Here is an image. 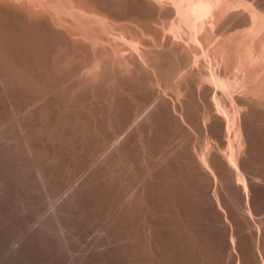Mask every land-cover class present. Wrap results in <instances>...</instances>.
<instances>
[{"label":"bare ground","instance_id":"1","mask_svg":"<svg viewBox=\"0 0 264 264\" xmlns=\"http://www.w3.org/2000/svg\"><path fill=\"white\" fill-rule=\"evenodd\" d=\"M0 144L46 196L86 174L39 263L264 264V0H0Z\"/></svg>","mask_w":264,"mask_h":264},{"label":"rangeland","instance_id":"2","mask_svg":"<svg viewBox=\"0 0 264 264\" xmlns=\"http://www.w3.org/2000/svg\"><path fill=\"white\" fill-rule=\"evenodd\" d=\"M1 145V144H0ZM3 145V144H2ZM0 146V153H2L3 154V152H4V150L7 148V145H3V146ZM1 147H3V151H2V148ZM0 159H1V161H0V164L1 163H3V164H1L0 165V177L2 178V177H4V179L2 178V180H4V181H6V184H8V185H6V187L5 188H8V189H5V193L3 192L2 193V195H0L1 196V199H0V219H1V223H0V226H1V228H0V240H1V242H2V244L3 245H6V246H3L2 244H1V242H0V264H42V262L41 263H39L40 261H43L42 260V253L41 252H43V251H41V250H43L42 249V247L40 248V246H41V243H43L42 241L44 240L43 239V236L41 237V235L39 234V232L36 230V228L38 227V226H40L41 227V225L43 224V222H45V220L46 219H49L50 218V216H51V211L52 212H54V207H57L58 205H60L61 203H62V200L63 199H65V198H67V196H69V194H70V191H68V190H66L67 188H70L71 186V182H70V180L73 182L72 184L73 185H78L76 182H81L84 178H85V176H86V174L84 175V174H82L81 173V176L79 175V173H78V175L79 176H77V177H75L76 176V174L75 173H72V177H71V175L69 176L68 175V178L66 177V181L67 180H69V182L67 181V182H65V179H64V183H62L63 182V180L60 182V186H61V188H62V185L63 184H66V186L64 185L63 187V189H61V191L62 192H60V190H57V191H55L56 192V196L57 197H59V195H60V193H61V195H60V197L59 198H56V196H55V192H53L50 196H46V193L45 192H43L44 190L42 189L41 190V187H40V185L37 183V180L36 179H27L26 181H28L29 182V180H30V182L29 183H31V185H32V183L34 182H36V185L39 187H37L35 184V187H33V186H31L29 183H27L26 181V184H25V182L23 183V182H21V180L17 177V175L15 176L14 175V170L13 169H10L11 167L10 166H8L6 163H4V157L2 158V155L0 154ZM5 164H6V166H5ZM3 165V166H2ZM7 167V168H6ZM5 168V170H3ZM2 170V171H1ZM8 170V171H7ZM10 171H11V174L13 173V176H11V174H9L10 173ZM2 172H3V174H2ZM6 172V173H5ZM8 174V175H7ZM73 175H74V177H73ZM83 175V176H82ZM14 177V178H13ZM69 177H71V178H73V180L72 179H70ZM80 177V178H79ZM0 178V179H1ZM7 178V179H6ZM10 178H11V181H9L10 180ZM18 178V179H17ZM74 178H75V180H74ZM81 178H83V179H81ZM6 179V180H5ZM16 179V181H14ZM1 180V181H2ZM19 180V181H18ZM35 180V181H34ZM76 180H78V181H76ZM1 181H0V184H1ZM8 181V182H7ZM18 181V183L16 184V182ZM22 181H24V180H22ZM32 181V182H31ZM76 181V182H75ZM12 182V183H11ZM22 183L21 185H20V183ZM69 183V184H68ZM11 184V185H10ZM12 184H14V185H12ZM29 184V185H28ZM16 185H18V187L16 186ZM27 185H28V188H30V187H33V192H32V189H28L27 188ZM70 187H69V186ZM8 186V187H7ZM13 186H14V188H13ZM16 186V187H15ZM20 187V188H19ZM23 187H24V189H23ZM72 187H74V186H72ZM35 188V189H34ZM12 189V190H11ZM19 189V190H18ZM37 189V190H36ZM22 190H23V192H22ZM29 190H30V192H29ZM7 191H8V193H7ZM13 191V192H12ZM17 191V192H16ZM36 191V192H35ZM64 191H65V194H64ZM66 191H68L67 193H66ZM10 192H12V193H10ZM15 192H16V194H15ZM26 192V193H25ZM28 192V193H27ZM42 192V193H41ZM58 192H59V194H58ZM20 194V196H22L21 198L19 197V194ZM24 193V194H23ZM30 193V194H29ZM18 194V195H17ZM27 194V195H26ZM30 196H29V195ZM45 194V195H44ZM5 195H6V197H5ZM11 195H14L13 197L11 196ZM18 197H17V196ZM35 195V196H34ZM45 197H47V198H49L48 200H47V198H45ZM54 195V196H53ZM65 195V196H64ZM28 196V197H27ZM38 196V197H37ZM61 196H62V200L60 199L61 198ZM5 197V198H4ZM14 199H12V198ZM32 197V198H31ZM24 198V199H23ZM26 198V199H25ZM51 198H53L54 200H55V203H54V200L52 199V200H50ZM19 199V200H18ZM23 201H22V200ZM33 201L34 199V201L32 202L31 200ZM57 199V200H56ZM5 200V201H4ZM17 200V201H16ZM26 200V201H25ZM30 201L29 203H28V201ZM39 200H41V201H39ZM45 200V201H44ZM47 200V201H46ZM4 201V202H3ZM16 201V202H15ZM39 201V202H38ZM51 201V202H50ZM53 201V202H52ZM12 202V203H11ZM38 202V203H37ZM40 202H42V203H40ZM2 203H3V207H2ZM11 203V204H10ZM18 203H21V204H18ZM22 203H24L25 204V206H24V204H22ZM34 203V204H33ZM57 203V204H56ZM13 204H14V206H13ZM17 204V205H16ZM28 204V205H27ZM29 204H31V205H29ZM38 204H39V206H38ZM42 204H43V206H42ZM49 205V206H48ZM51 205V206H50ZM54 205V206H53ZM12 206V207H11ZM21 206V207H20ZM25 208H24V207ZM28 206V207H27ZM34 206V207H33ZM53 206V207H52ZM30 207H32V208H30ZM43 207H45V208H43ZM50 209H49V208ZM52 207V208H51ZM8 208V209H7ZM11 208H13V209H11ZM38 208V210H36ZM1 209H2V212H1ZM45 209V210H44ZM52 209V210H51ZM16 210H17V213H16ZM20 210V211H19ZM34 211V212H32V211ZM44 210V211H43ZM7 211H9V212H7ZM22 211V212H21ZM38 211V212H37ZM46 211H48V212H46ZM14 212V214H16V217H15V215H13L12 213ZM36 212H37V215H35L36 214ZM45 212L46 213V216H45V213L43 214V213ZM4 213V214H3ZM8 214V215H6V214ZM20 213V214H19ZM26 213H28V214H26ZM33 213H34V215H33ZM40 213V215H38ZM51 213V214H50ZM13 215V216H12ZM20 215V216H19ZM43 215H44V217H43ZM7 216V217H6ZM19 216V217H18ZM23 216V217H22ZM40 219H42V217H43V219L40 221L39 220V218ZM41 216V217H40ZM11 217V218H10ZM15 217V218H14ZM18 217V218H17ZM35 217V218H34ZM25 218V219H24ZM33 218V219H32ZM13 219V220H12ZM27 219V221H25ZM36 219V220H35ZM99 220H97V219H95L96 221H97V223L95 222V220H93V221H90L89 223H87L86 222V224H88V225H86L85 223H84V225H83V229L81 228V226H82V223H80V225L78 224V226H76L77 228L79 227V229H78V231H76L77 229H74V227H70V229L71 230H73V231H70L69 229H68V232H67V236L71 239V241L73 242V240L75 239L76 241H74L73 243H75L74 245L76 246L75 248H78L77 250L79 251V249H80V251H84V252H86L87 250H89V249H94V247L95 246H97L99 243V241H100V238H104V236H105V233H104V231H103V233L104 234H102V231H99V230H103V228L105 227L106 228V224H105V222H103V221H105L103 218H98ZM12 220V221H11ZM28 220L31 222H28ZM34 220V221H33ZM38 221H40V223L38 222ZM24 222H26V223H24ZM91 222H95L94 224L92 223L91 224ZM100 222L102 223V224H100ZM6 223V224H5ZM14 224V226H13V224ZM30 223V224H29ZM34 223V224H33ZM8 224V225H7ZM11 224V225H10ZM19 224V225H18ZM23 224V225H22ZM28 225V227L26 226V225ZM32 224V225H31ZM93 226V227H90L91 225ZM3 225H4V227H3ZM5 225H7V227L5 226ZM36 225V226H35ZM38 225V226H37ZM90 225V226H89ZM97 225V226H96ZM13 226V227H12ZM21 226V229L20 228H18V227H20ZM102 226V227H101ZM104 226V227H103ZM15 227V228H14ZM29 227H32V228H29ZM34 227H36V228H34ZM75 227V228H76ZM96 227H101V229H98L97 228V230H96ZM2 228H4V229H2ZM18 228V229H17ZM26 228V229H25ZM28 228V229H27ZM39 228V227H38ZM91 228V229H90ZM104 228V229H105ZM32 229H34V230H32ZM88 229H90V230H88ZM6 230H7V232H6ZM18 230V231H17ZM75 230V231H74ZM82 230H84V231H82ZM87 230V231H86ZM92 230H93V232H92ZM27 231V232H26ZM31 231V232H30ZM34 231H37V233L36 232H34ZM97 231V232H96ZM98 231H99V233H98ZM18 232H21V233H18ZM30 232V233H29ZM83 232V233H82ZM86 232V233H85ZM14 233H16L15 235H13ZM23 233H24V235H23ZM37 235V237H36V235ZM72 233V234H71ZM78 233V234H77ZM94 233V234H93ZM6 234H8V236L6 235ZM10 234V235H9ZM70 234L72 235V236H70ZM81 234V235H80ZM99 234L100 235H102V237L101 236H99ZM3 235H4V237H3ZM14 237H13V236ZM20 235H21V237L22 238H24V239H22L21 240V237H20ZM85 235V236H84ZM96 235H97V237H96ZM79 236H82V238L81 237H79ZM11 237V238H10ZM15 237H16V239H15ZM18 237V238H17ZM31 237V238H30ZM74 238V239H72V238ZM94 237V238H93ZM10 238V239H9ZM29 238V239H28ZM34 240H33V239ZM41 238H42V241H40L41 240ZM103 238L101 239L102 241H103ZM3 239V240H2ZM14 239V240H13ZM18 239V240H17ZM28 239V240H27ZM82 239V240H81ZM7 240V241H6ZM13 242H12V241ZM16 240V241H15ZM20 240V241H19ZM24 240V241H23ZM94 240V241H93ZM96 240V241H95ZM99 240V241H98ZM15 241V242H14ZM28 242V243H26V242ZM31 241V242H30ZM93 241V242H92ZM7 242H8V244H7ZM24 242V243H23ZM38 242H40V244H38ZM21 243H22V245H21ZM88 243V244H87ZM92 243H94V244H96V245H94V246H92ZM100 243H101V241H100ZM14 244V245H13ZM20 244V245H19ZM77 244L79 245L78 247H77ZM82 244V245H81ZM24 245V246H23ZM28 247H27V246ZM3 246V247H2ZM10 246H11V249H10ZM26 246V247H25ZM30 246V247H29ZM42 246H43V244H42ZM85 246H87L86 248H85ZM91 246V247H90ZM25 248V249H24ZM83 248V249H82ZM87 249V250H85V249ZM8 249V250H7ZM13 249L15 250V249H18V250H15V251H13ZM35 249H37V250H35ZM41 249V250H40ZM91 249V250H92ZM4 250V251H3ZM10 250V251H9ZM6 251H8V252H6ZM18 251V252H17ZM35 251V252H34ZM41 251V252H40ZM79 251V252H80ZM13 252V253H12ZM15 252V253H14ZM17 252V253H16ZM83 252V253H84ZM7 253V254H6ZM19 253V254H18ZM38 253H40V254H38ZM44 253V252H43ZM6 254V255H5ZM15 254V255H14ZM22 256H21V255ZM33 254H37V256H35V255H33ZM4 256V257H3ZM11 256V257H10ZM14 256H16V257H19V258H16L15 259V257ZM40 256H41V259H40ZM63 256V255H62ZM60 257L59 258V263L60 264H66V262L67 261H65L66 260V257L64 256V257ZM44 259V258H43ZM65 259V260H64ZM32 261H33V263H32ZM27 262V263H26Z\"/></svg>","mask_w":264,"mask_h":264}]
</instances>
